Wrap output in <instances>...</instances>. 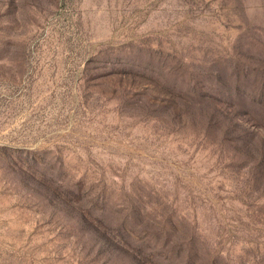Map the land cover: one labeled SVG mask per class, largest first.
I'll use <instances>...</instances> for the list:
<instances>
[{
    "label": "rangeland",
    "instance_id": "rangeland-1",
    "mask_svg": "<svg viewBox=\"0 0 264 264\" xmlns=\"http://www.w3.org/2000/svg\"><path fill=\"white\" fill-rule=\"evenodd\" d=\"M0 264H264V0H0Z\"/></svg>",
    "mask_w": 264,
    "mask_h": 264
}]
</instances>
